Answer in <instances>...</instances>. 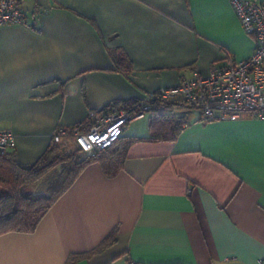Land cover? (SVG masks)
Returning a JSON list of instances; mask_svg holds the SVG:
<instances>
[{
	"label": "crops",
	"instance_id": "0c3cea01",
	"mask_svg": "<svg viewBox=\"0 0 264 264\" xmlns=\"http://www.w3.org/2000/svg\"><path fill=\"white\" fill-rule=\"evenodd\" d=\"M264 3V0H255ZM29 25L0 26V130L24 167L58 129L87 132L94 114L141 109L216 63L247 60L231 0H25ZM149 103V109L150 105ZM187 123L152 141L150 110L114 178L90 164L34 232L0 236V264H259L264 260V121ZM66 145L74 143L68 139ZM34 192V191H33ZM37 192V191H36ZM35 193V192H34Z\"/></svg>",
	"mask_w": 264,
	"mask_h": 264
},
{
	"label": "built area",
	"instance_id": "2783aa9c",
	"mask_svg": "<svg viewBox=\"0 0 264 264\" xmlns=\"http://www.w3.org/2000/svg\"><path fill=\"white\" fill-rule=\"evenodd\" d=\"M24 2L0 0V26L29 25ZM231 6L244 31L256 38L253 54L239 62L227 55V61L214 64L207 77L194 75L177 88L155 93L142 102L140 112L113 110L92 115L87 132H73V139L83 157H92L116 143L123 136L127 124L142 117L149 110V102L155 98L183 101L189 107L200 110L203 119L208 122H235L245 116L264 121V3L231 0ZM66 133V130L58 129L53 135L54 143L63 144ZM15 148L13 133L0 130V155L10 154ZM259 264H264V260H260Z\"/></svg>",
	"mask_w": 264,
	"mask_h": 264
},
{
	"label": "trees",
	"instance_id": "16d2710c",
	"mask_svg": "<svg viewBox=\"0 0 264 264\" xmlns=\"http://www.w3.org/2000/svg\"><path fill=\"white\" fill-rule=\"evenodd\" d=\"M152 141H174L180 135L187 120L179 112L191 109L183 101L152 99ZM109 112V109L105 110ZM129 112H140L126 109ZM67 131L64 143L49 149L34 165L24 167L11 154L0 155V236L11 232H34L54 204L73 186L82 172L92 163H99L109 178L116 177L124 168L128 150L133 142L123 136L111 147L95 153L92 157L80 156L73 132ZM77 148L62 156L60 148ZM37 188L38 192L34 189ZM35 193H34V192ZM115 242L114 234L108 237L95 251L85 256H72L67 264H74L83 257L101 253Z\"/></svg>",
	"mask_w": 264,
	"mask_h": 264
},
{
	"label": "rangeland",
	"instance_id": "374dc122",
	"mask_svg": "<svg viewBox=\"0 0 264 264\" xmlns=\"http://www.w3.org/2000/svg\"><path fill=\"white\" fill-rule=\"evenodd\" d=\"M70 145H71V144H69L67 147H64L65 149L60 148V149H61V152H62V156H63V155H66V154H70V153H72V152L77 148L76 145H72V146H70ZM80 156L83 157L82 153H80ZM34 191H35V192H36V191L38 192V189L35 188Z\"/></svg>",
	"mask_w": 264,
	"mask_h": 264
}]
</instances>
